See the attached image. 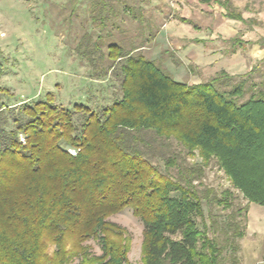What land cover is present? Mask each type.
<instances>
[{
	"label": "trees",
	"instance_id": "1",
	"mask_svg": "<svg viewBox=\"0 0 264 264\" xmlns=\"http://www.w3.org/2000/svg\"><path fill=\"white\" fill-rule=\"evenodd\" d=\"M196 2L214 3L224 18L249 28L258 24L244 19L232 0ZM87 3L99 30L123 15L148 26L140 9L123 0ZM101 37L85 34L75 51L94 79L118 82L120 98L110 105L67 110L51 94L31 104L0 103V264H128L126 232L107 221L123 210L143 225L141 264H223L225 251L230 264H239L248 207H235L232 190L264 207L263 81L250 83V72L236 81L223 70L197 84L175 81L139 52L142 45ZM226 44L231 54L243 45L264 48V38L245 43L238 35ZM194 156L200 162L189 164ZM211 162L232 190L218 195L204 187ZM202 201L230 211L220 242L193 219L203 217ZM90 240L98 242L99 255L90 253Z\"/></svg>",
	"mask_w": 264,
	"mask_h": 264
},
{
	"label": "rangeland",
	"instance_id": "2",
	"mask_svg": "<svg viewBox=\"0 0 264 264\" xmlns=\"http://www.w3.org/2000/svg\"><path fill=\"white\" fill-rule=\"evenodd\" d=\"M87 2L88 0H0V88L6 91L0 92V103L3 106L31 104L43 99L46 94H51L55 104L64 109L72 110L75 104H83L98 112L100 108L119 99L118 82L112 76L94 79L87 62L76 53L77 44L85 34H89L93 40L104 36L101 37L104 42L111 41L127 46L142 45L139 52L161 64L175 81L200 83L214 75V70L223 65L225 60L219 59L212 68L201 71L193 65L191 56L179 57L175 54L177 45L173 44L172 38L179 33L182 37L195 31L197 36L203 37L209 36L208 33L211 32L215 36L212 48L216 49V53H221L231 49L226 44V38L234 29L227 33L226 25L237 24L224 18V10L214 3L200 5L196 0H123L125 6L138 9L137 12L140 9L143 18L149 22L148 26H139L128 15H123L113 20L114 27L109 23L104 30H99L91 22ZM232 5L244 18L258 22L253 31L259 39H263L264 0H232ZM177 16L189 19L197 29L180 23L175 19ZM166 24L179 27L182 25L185 32L181 34L177 29L175 32L169 30L166 34V31H161ZM216 30L221 34L215 33ZM177 43L182 45V40ZM165 52L172 53L180 64H175ZM255 54L261 59H247L245 64L248 68L244 73L234 75L236 81L250 72V83H264V48L259 47ZM236 62V59L229 61L231 64ZM249 68L252 71H247ZM74 123L76 126L80 125L79 114L74 115ZM187 161L189 164H196L200 159L194 156ZM202 183L218 195L225 189H231L229 180L214 162L205 168ZM196 186L198 190L203 188L201 185ZM232 192L235 195V207L250 206V213L255 207L264 210L258 204L247 203L237 191ZM201 205L203 217L193 216L197 228L201 230L206 227L210 238L222 241V232L230 211L209 206L205 201ZM107 221L126 232L129 240L128 264H141L142 223L133 217L130 210H123L109 217ZM213 221L215 227H212ZM242 225L244 236L237 240L240 246L236 254L239 264H264V222L260 225L256 223L254 229L247 228V220L246 223L242 221ZM258 231H261L260 235ZM86 245L89 246L91 254H100L96 240H90ZM51 251L52 247L49 249ZM77 262L73 260L70 264ZM223 264H230L229 251H225L223 255Z\"/></svg>",
	"mask_w": 264,
	"mask_h": 264
},
{
	"label": "crops",
	"instance_id": "3",
	"mask_svg": "<svg viewBox=\"0 0 264 264\" xmlns=\"http://www.w3.org/2000/svg\"><path fill=\"white\" fill-rule=\"evenodd\" d=\"M230 21L232 23H237V24H230L229 26L226 25L227 27L226 29H228L227 33L229 30L234 29V32H232L231 34H227V38H226L227 40L238 35H240V39L245 43L247 42L255 43L259 39V36H257L253 31L255 25L249 28L247 25H244L238 21H232V20ZM169 25L170 24H166L165 28H163V30L161 31L162 32L166 31L167 34L169 30L175 32V30L178 29V31H181V34H184L185 31H183V28H181L184 26L181 25L179 27V26H174V25L169 26ZM188 29H190V27ZM214 32L217 34H221V32L218 30ZM174 34L176 33H172V35ZM179 34L176 37L172 38L173 44L177 45L175 47V54L179 55V57L181 55L191 56L193 65L201 69V71H203V69L206 68H212L215 64L214 62H217V60L222 59L225 60V63L219 66V68L215 69L214 74L220 70H223L229 75L234 76V75L242 74L246 71L245 69L248 68V66L245 64V62L246 63L248 62L247 59H252L253 61L261 59L257 57L255 54V52L257 53L259 50V46L257 44L243 45L241 47H238L236 51L231 54L227 53L226 52L227 50L221 53L220 52L216 53V49L212 48V45H214L215 36H212L211 32L208 33L209 36H203V37L197 36L195 31H193L192 34H187V36H182V37ZM195 39L201 40L203 41V43L200 44L193 43L192 40ZM179 40H182V45L180 46L177 43V41ZM233 59H236L237 62L235 64L229 63V61L230 60L233 61ZM249 70L251 71L252 69L250 68L247 69V71ZM249 210H250V206L247 211V225H248L247 228L254 229L256 223L260 225L261 222H264V210L262 208H256V207L251 211V213ZM260 232L258 231L257 233L260 235Z\"/></svg>",
	"mask_w": 264,
	"mask_h": 264
}]
</instances>
